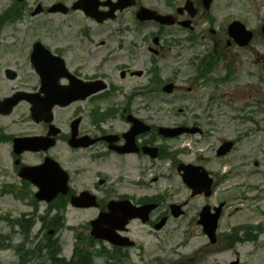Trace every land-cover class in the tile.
Instances as JSON below:
<instances>
[{
    "label": "rangeland",
    "instance_id": "1",
    "mask_svg": "<svg viewBox=\"0 0 264 264\" xmlns=\"http://www.w3.org/2000/svg\"><path fill=\"white\" fill-rule=\"evenodd\" d=\"M73 1L75 0H26L18 3L17 0H0V17L11 11L14 18L6 22L0 36V95L36 84L35 68L27 61L30 53L28 44L32 40H41L47 47H52V51L62 50L67 44H73L74 48L66 50L73 66L84 68L83 75L87 78L103 75L110 89L115 88L110 100L101 107L117 104V109L122 110L124 104L129 102L127 107L131 113L158 127H199L203 131L202 135L184 134L170 141L158 136V143L165 141L170 152L178 151L175 157L177 160L202 165L221 180L212 197L192 201L189 210L193 216L171 220L162 232L156 234L141 223L134 222L130 227L131 235L144 243L146 250L156 251L160 259L166 261L170 258V264H230L236 259H240L241 264H264L263 236H260L259 243L256 244L249 242L245 233L240 231L241 240L235 243L233 249L222 246L224 248L220 250L208 251L205 246L209 241L197 221H194L195 211L204 203L210 206L224 203L218 235L229 233L233 226L262 223L264 219V63L259 62V58L264 60V42L253 41L246 51L226 48L227 56L210 71L209 76L194 81L200 60L206 54L214 53L212 44L201 38L191 42L187 40L186 31L169 27L159 35L163 51L162 55L156 56L149 48L154 47L152 40L159 30L153 23L139 26L134 17L135 7L126 9L117 19L103 27L94 25L82 13L77 12L51 14L45 9L41 14L32 16V11L38 5L43 8L51 3L62 2L71 6ZM185 1L141 0L146 7L174 15ZM242 3L243 0L238 1L231 19H245L252 28L264 23V11L253 10ZM14 6L17 8L11 9ZM85 28L91 30L96 39H104L106 44L96 49L95 39L81 36L80 31ZM104 57L109 58L110 62L101 71L98 65ZM155 67L163 81L160 86L151 82V72ZM6 70L16 72L17 77L12 81L8 80L4 75ZM123 70H126L125 77L122 75ZM131 72H139L141 75L132 76ZM168 81L176 86L170 95L162 91ZM84 103L87 104L84 106ZM95 105L88 102L76 105L83 110V129L98 134V127L114 131L125 127L119 115L104 124L94 125L90 114ZM74 107L60 110L59 115L63 118L71 115ZM26 114V106H19L7 117L0 118V126H7L8 132L24 130L26 118L22 117ZM19 121L22 123L19 124ZM253 138H259L260 141L252 143ZM225 141L234 142V149L226 156L219 157L217 149ZM8 151L6 144H0V217H3L0 218V235H4V238H0V264H18L20 259L17 246L23 238L20 227L14 221L23 214L30 213H34L32 216L36 223L24 250L44 244L46 231H41L40 221L48 214L49 218H61L62 227L53 240L58 241L62 257L69 260L76 238L84 240L89 235L85 226L94 216L93 211L80 212L67 205L50 209L46 204L35 203L29 197V190L20 185ZM104 154L103 144H99L83 155L93 159ZM73 159V156L63 158ZM122 160L123 169L131 165L125 158ZM132 162L138 165L137 160ZM67 167L71 171L75 167L91 169V184L99 179L95 173L106 169L103 158L88 164L84 161L81 165L70 163ZM143 167L150 168L143 178L146 183H150L152 175L163 176L150 187L160 195L165 193V200L171 203L186 197L185 186L177 168H171V162L160 161L155 166L144 162ZM111 169L108 184L117 187L119 184L116 181L122 169ZM9 184H15L16 187L10 189ZM142 193L145 195L154 191L143 185ZM242 211L245 213L241 214ZM92 246L95 249L101 248L98 245H91V248ZM157 248L164 249L166 253L161 254ZM130 255L129 259L122 260L112 258L110 254L107 257L96 255L93 262L136 264L138 250L132 249ZM28 264L51 263L45 252L37 251L32 254Z\"/></svg>",
    "mask_w": 264,
    "mask_h": 264
},
{
    "label": "flooded vegetation",
    "instance_id": "2",
    "mask_svg": "<svg viewBox=\"0 0 264 264\" xmlns=\"http://www.w3.org/2000/svg\"><path fill=\"white\" fill-rule=\"evenodd\" d=\"M76 1V0H75ZM73 1V3L75 2ZM105 2L106 0H101ZM116 0H110V3H114ZM187 1V0H186ZM185 1V2H186ZM193 3L194 7L197 9V13L194 17H190L191 12H184L177 16L178 22L181 21H189L190 26L189 29H183L186 31L188 40L191 42H195L197 39L201 38L202 40H206L210 42L213 46V54L209 53L205 55L210 63L215 62L214 64H205L209 66V72L215 68V66L223 60L224 57L227 56V52L225 49H230L232 47L247 50L250 47V44L253 41L261 40L264 42V23L257 25L255 28L250 26L249 22L242 18H232V12L236 9L237 3L239 0H210L209 4L206 3L205 0H189ZM55 3L49 4L47 7L42 8V12L45 9H49L50 6H53ZM243 5L253 10L264 11V0H243ZM142 3L137 2L135 8L141 7ZM21 7H24L22 5ZM49 7V8H48ZM102 11H108V7L102 6L100 8ZM82 13L79 11H69ZM122 12V11H121ZM121 12H117V15ZM39 15L35 13V9L32 11V16ZM235 22L243 23L247 30L252 32L253 39L246 47H240L234 40L231 33V26ZM106 22L99 23L96 21V24L102 25ZM6 22H2L1 28L3 29ZM178 26V25H177ZM180 27V26H178ZM81 34L89 39H95L94 44H96V49L99 47H103L106 44V41L102 38L96 39L95 35L91 30L84 29L81 31ZM32 43V46L34 45ZM31 44H28L30 47ZM69 45L67 50H71L74 48L73 44ZM156 49L149 48L150 51L154 52L155 55H162V46L161 42L158 44ZM33 51V47L31 48V52ZM56 55L61 57L64 60L66 69L61 71V79L58 81L60 86L67 87L70 85V76H76L81 78L82 80H97L104 79L103 75L87 78L83 75L84 68L74 67L72 62L67 57V52L61 49H56L54 51ZM110 62L109 58H102L98 67L102 71L105 65ZM259 62L264 63V60L259 58ZM203 65V64H202ZM202 67V66H201ZM103 68V69H102ZM112 68V67H110ZM125 69V67H124ZM8 71V70H7ZM7 71H4L5 77H7ZM36 73L37 81L35 85H31L29 87L17 88L15 90L10 91V94L0 95V102L5 100L6 98L12 97L20 91H25L27 93L39 94L38 98L45 97L44 93H41V77L38 71H34ZM211 73V72H210ZM123 74L125 77L126 70H123ZM131 75H137L131 72ZM17 77V74H16ZM15 77V78H16ZM13 78L12 80H14ZM9 79V78H7ZM110 90V89H109ZM110 100V95H106V91L99 92L98 94L92 95L85 100L72 102L67 106H55L53 109V118L51 122L47 120L41 119L36 120L32 117V104L29 100H21L14 109H17L19 106H26L27 114L24 116L26 118L25 129L16 131V132H8L7 126H0V144H6L9 148V155L13 159V168L17 176L19 177V172L23 166H39L43 164L46 159L52 158L57 163L61 165L63 169H65L69 173V193L67 196L62 197V194H58V196L53 200L55 207L62 205L71 206L76 211H84V210H92L94 216L89 220L86 225V231L90 235L91 226L90 221L96 219L100 214L107 213L109 211V205L111 203L121 202H129L133 207H143L145 205L153 206V209L148 215V219L146 223L142 222L141 218H136L130 220L126 226H121L117 230V234L122 237H127L134 242V246H117L113 245L106 241L96 240L95 243L101 248H104L107 252H113L116 259H129L131 257L130 253L132 249L138 250L139 256L136 259V264H170V258L167 259L168 262L164 261L157 257L156 251L146 250L144 243H142L139 239L132 236L130 233V227L134 222L141 223V225L146 226L153 233L162 232L167 225H169L171 220H178L181 218H185L191 215V210H189L190 204L196 198H210L214 195L215 189H217L218 184L221 182L220 178L213 174V172L209 171L210 177L213 179V187L209 195L202 190H192L188 186H185L186 189V197L177 202H168L165 200V193H161V195L154 189L151 188L150 185L152 183H156L163 178V176H154L152 175L149 179L150 183H146L143 181L144 175L146 176L148 170L150 168H144L143 164L148 163L149 166H155L160 161L171 162V168H178L180 164L184 165H194V166H202L196 165L192 163H183L182 161L177 160L175 157L178 152H170L169 147L166 145L165 141H161L158 143V136L162 137L165 140L164 136L159 134V127L155 124L149 123L137 115L131 113L128 109L129 102L125 103L122 107V110H118L117 104H111L106 108L101 107V105L106 104ZM80 102H88L90 104H96L93 107V110L90 114L91 121L94 125L98 126L100 124H104L108 122L110 119H114L116 115L120 116V119L124 122L125 127L119 130H102L100 127L99 133H93L90 131H86L82 128V112L81 108L76 107ZM87 103H84V106ZM72 106L73 112L71 115L67 117H61L59 115L60 110L68 109ZM85 109V107H84ZM100 115V117H96ZM8 116V115H7ZM6 115L0 114V118L7 117ZM20 119V120H22ZM136 121L142 122L141 126H138ZM22 123L21 121L18 122ZM199 128V127H198ZM148 129L147 131H145ZM199 135L203 134V131L200 129ZM16 137L23 138H41L35 139V141H41V143H33L29 145L30 148L25 150L21 155L17 156L14 153V139ZM72 137H74L72 139ZM47 141H43L46 139ZM88 146H84L86 143ZM99 144H103L105 154L95 156L93 159L86 157L83 155L87 152V150L91 148H96ZM233 148L230 152L234 149ZM147 148L148 150H144ZM155 152V155L153 153ZM73 156V160H63V158H68ZM103 158L104 163L106 165V169L98 170L95 175L98 174V180L90 183V175L92 174L91 169H86L85 167H75L72 171L67 167L68 164L72 163L74 165H81L82 161L85 164H88L93 161H99ZM126 159L127 162H131L130 166H127L123 169V160ZM137 160L138 165L136 166L132 161ZM112 162V164H111ZM154 164V165H153ZM120 167L122 169L118 180L116 181L119 186H111L108 184V178H110V174L112 173L111 168ZM204 167V166H203ZM180 175V174H179ZM181 178V176H180ZM19 183L25 189L29 190V197L36 199V192L38 191V187L34 185L30 180H20ZM18 183V185H19ZM143 185L147 186V189L154 191V193H145L143 195ZM87 198L88 203H92V206L89 208H76L71 205L72 197L84 196ZM169 199V198H168ZM37 200V199H36ZM44 203L45 202H40ZM224 203H220V205ZM115 205V206H118ZM179 206V207H178ZM219 206V205H218ZM218 206H210L208 203H204L200 205L199 208L195 211L194 221L199 222V214L204 207L208 208L209 213L212 214ZM222 206V207H223ZM62 208V207H61ZM223 211V210H222ZM223 213V212H222ZM178 215V216H177ZM198 217V219H197ZM165 220L166 224L162 229H157V226L161 221ZM42 221H45V218H42ZM199 225V224H198ZM200 226V225H199ZM201 227V226H200ZM219 229V228H218ZM201 231L203 233V229L201 227ZM243 231L245 236L248 237V241L254 242L256 244L259 243L260 236L264 237V219L258 223H249L241 226H233L229 231L231 234L230 240H225V236L223 234L217 233V241L215 244H207L205 249L208 251H215L214 249H222L224 247L230 246L233 243V247L235 243H238L241 239L239 238V232ZM204 234V233H203ZM223 236V237H222ZM227 238H230L227 236ZM126 241V240H125ZM264 245V243H263ZM224 246V247H222ZM233 247L231 249H233ZM157 251L161 252V254H165L166 251L164 249H158ZM129 257V258H128Z\"/></svg>",
    "mask_w": 264,
    "mask_h": 264
},
{
    "label": "water",
    "instance_id": "3",
    "mask_svg": "<svg viewBox=\"0 0 264 264\" xmlns=\"http://www.w3.org/2000/svg\"><path fill=\"white\" fill-rule=\"evenodd\" d=\"M22 1V0H20ZM83 1L81 0L78 4L74 6V9H84ZM120 5H115L112 7V12H114L117 8L122 9L123 7H127L132 4L131 0H119ZM129 1H131L129 3ZM124 3L125 5H121ZM60 7H63L62 5H57L51 11H58L62 10L63 12H67L66 9H62ZM96 7L94 0H87L85 10L86 13L90 16H97L96 14ZM191 7L189 3L187 4V8ZM195 15V11L192 13V16ZM113 17V15H111ZM138 17L141 20H151L154 19L156 21H159L166 25L174 24V19L171 16H160L157 15L155 12L148 11L146 9H142L141 12L138 14ZM184 25L188 26L189 23H184ZM235 31V34H233ZM231 33L232 36L235 37L236 41L240 46H246L252 39V33L247 32L245 27L240 23H234L231 26ZM158 40L156 39L155 42ZM35 65L37 68L41 71L53 69L57 70L59 67L57 65V60L59 58L52 57L46 52L41 46H38L33 54L32 57ZM59 79V76L54 74H47L43 76L44 81V90L46 93L49 94H59L60 96L65 93V91L69 90L68 88H61L58 86L57 81ZM82 93L79 96V98L85 99L91 94H94L102 89L106 88V85L101 82H95V83H87L82 84ZM99 85V86H98ZM66 89V90H64ZM62 90V91H61ZM61 91V92H60ZM164 91L167 93L173 92V85L170 84L164 88ZM70 92V90H69ZM57 97V96H56ZM58 98V97H57ZM77 97H74L76 99ZM59 99V98H58ZM72 99V100H74ZM16 103L12 104V107ZM33 117L37 119H52L51 110L54 106V103H47L44 106H40L39 103L33 102ZM3 106L0 104V110ZM3 112V111H2ZM138 126L141 125L140 122L136 121ZM148 130V129H146ZM195 129H188L184 127L180 128H160L159 133L162 134L164 137H176L181 135L182 133H195ZM74 138V137H73ZM26 140L27 139H16L15 140V147L17 148V153H21L22 150L26 148ZM94 141H91L90 143L84 144V146H88L89 144L93 143ZM232 147L231 142L225 143L219 150L218 155H225L227 152L230 151ZM144 150H148L147 148H144ZM155 155V152L153 153ZM179 171H184L183 180L184 183L193 188L194 190H202L206 193V195L210 194V187H211V180L207 179V173L204 171V169L200 167H193V166H181L179 167ZM23 177L30 178V176L34 177L32 178V181L39 186L40 191L36 194V198L40 201H47L50 202L53 199L56 198V196L59 193L66 194L68 192L67 182H68V176L67 174L56 164L54 161L48 159V162L46 165L38 167V168H29L23 171L21 173ZM201 174V175H200ZM199 176H202L206 180V184H203L199 178ZM87 194L81 197L73 198L72 204L75 207H91L92 203H88L87 198L85 197ZM121 209L123 207L120 205ZM153 208V206H147L142 207L138 209H126V214L120 213V209L118 206L110 205V213L108 214H102L96 221L92 222L93 230L92 235L97 239H104L108 240L114 244H120L121 242L115 241L114 236H116L115 232V224H119V227L124 226L128 220L140 217L143 222L147 221L148 214L150 210ZM220 216V211L217 210L216 214H210L208 208H205L203 212L201 213V220L200 224L204 227V232L208 235L212 243H215V232L217 229V224ZM165 224V221H162L158 225V229L162 228ZM107 225V226H105ZM124 245V244H123ZM233 264H239L238 262H235Z\"/></svg>",
    "mask_w": 264,
    "mask_h": 264
},
{
    "label": "trees",
    "instance_id": "4",
    "mask_svg": "<svg viewBox=\"0 0 264 264\" xmlns=\"http://www.w3.org/2000/svg\"><path fill=\"white\" fill-rule=\"evenodd\" d=\"M21 226V235L23 236V241L20 245L17 246V250L19 252L20 256V262L19 264H27L30 261V256L32 254H35L37 251H46L47 259L51 262V264H72L71 262H68L65 258L61 255V248L58 244L57 240L49 241L46 245H34L28 250H24V246L27 242H29L30 238V232L32 230L34 219H19L16 221ZM1 238V236H0ZM42 247V248H41ZM77 251V250H76ZM29 255V256H28ZM79 264H83L82 262H79ZM86 264H92L91 261H88Z\"/></svg>",
    "mask_w": 264,
    "mask_h": 264
},
{
    "label": "bare ground",
    "instance_id": "5",
    "mask_svg": "<svg viewBox=\"0 0 264 264\" xmlns=\"http://www.w3.org/2000/svg\"><path fill=\"white\" fill-rule=\"evenodd\" d=\"M249 140H251V139H249ZM249 140H247V142H248ZM258 141H260L259 138H253V140H251L252 143H257ZM244 213H245V211H242V212H241V214H244Z\"/></svg>",
    "mask_w": 264,
    "mask_h": 264
}]
</instances>
